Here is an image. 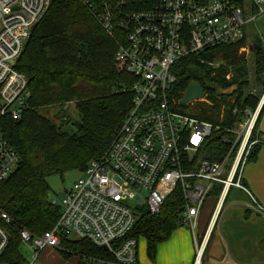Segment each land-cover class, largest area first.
Listing matches in <instances>:
<instances>
[{"label": "built area", "instance_id": "built-area-1", "mask_svg": "<svg viewBox=\"0 0 264 264\" xmlns=\"http://www.w3.org/2000/svg\"><path fill=\"white\" fill-rule=\"evenodd\" d=\"M48 1L0 0V118L19 119L26 109L28 80L16 64ZM142 1L150 2L114 0L99 7L89 5L101 29L116 39L115 64L133 79L129 88L119 90L132 95L130 108L103 155L88 164L60 203L51 199L61 209L55 225L40 235L18 231L20 245L30 253L19 264H36L40 251L60 248L63 239L105 247L114 264H137L138 241L129 235L138 212L158 215L177 189L182 201L176 221L189 228L194 241L203 207L217 184L221 188L209 215L210 229L217 224L231 188L247 195L251 201L247 207L264 218V207L242 180L254 146L264 144L259 137L251 138L264 90L254 111L244 110L236 123L223 129L233 140L223 139L230 148L217 162L204 159L200 152L219 128L193 116L200 112L198 105L212 107V103L204 94L180 105L172 94L176 64L184 57L198 58L213 74L226 69L224 78L229 80L233 65L215 57L212 50L244 40L237 55L248 68L246 61L255 51L251 50L254 33L246 26L264 13V0H153L147 10L129 8ZM259 46L264 49V39L260 38ZM224 111L222 104L220 118ZM20 163L21 156L0 128V181ZM0 217L10 221L4 213ZM205 234L195 243L194 264H200ZM8 241L7 231L0 227V257Z\"/></svg>", "mask_w": 264, "mask_h": 264}, {"label": "trees", "instance_id": "trees-1", "mask_svg": "<svg viewBox=\"0 0 264 264\" xmlns=\"http://www.w3.org/2000/svg\"><path fill=\"white\" fill-rule=\"evenodd\" d=\"M113 1L53 0L17 61V71L28 80L29 99L19 119L0 118L4 136L21 156L18 168L0 181V214H6L10 220L5 223L0 217V227L9 237L0 257L1 264H19L24 259L19 230L40 235L55 225L61 209L51 203L47 179L63 178L72 171L82 173L92 160L102 156L130 108L132 95L119 90L129 88L133 79L115 64L116 39L101 29L89 8ZM151 1L137 2L129 8L147 10ZM119 36L117 33L116 37ZM243 44L244 40L212 50L215 57L233 65L229 80L224 78L226 69L220 68L213 74L193 56L184 57L176 64L173 96L180 100L187 85L196 82L213 105H198L200 112L193 115L219 128L200 152L210 162L219 161L229 151L230 143L223 139L232 141L233 137L223 129L236 123L244 110L254 111L264 90V49L252 53L251 79H248L249 69L237 55ZM251 88H255L253 92ZM222 104L225 111L220 118ZM234 108L236 113L232 112ZM263 113L264 104L252 130V139L260 138L258 124ZM260 146H254L248 162L254 160ZM181 201L177 189L165 200L158 215L151 216L145 210L138 212L129 236L137 241L145 240L149 260L154 259L157 246L179 227L176 211ZM59 250L64 259L77 257L78 264H82L83 258L89 264H114L107 250L87 240L63 239Z\"/></svg>", "mask_w": 264, "mask_h": 264}, {"label": "crops", "instance_id": "crops-1", "mask_svg": "<svg viewBox=\"0 0 264 264\" xmlns=\"http://www.w3.org/2000/svg\"><path fill=\"white\" fill-rule=\"evenodd\" d=\"M258 128L260 138L264 143V113L259 121ZM242 180L243 184L251 192L257 203L264 207V144L257 149L254 160L247 163L244 167ZM208 201L205 203L201 212L198 226L199 232L196 235V241H194L191 231L189 233L187 229L179 227V229L177 228L171 234L167 241L157 246L155 257L152 261H150L146 255V242L144 241L145 244L142 243L141 245V251L145 252V255L141 252V256L139 254V246L137 242V264H194L196 254L195 243L198 245L202 241L201 238L205 233L206 240L204 238L203 243L205 244L200 264H264V247L262 246L264 242L262 239H264V236L261 237L259 229L257 230L258 234H256V240L253 246H248V248L235 246L232 250L227 247L225 248L222 240L218 234L215 233L218 221L211 229L207 225L209 215L213 209L211 208L210 212L209 209L206 210V204ZM248 204L249 203H243V201H240L238 204H232L238 205L241 208H232L226 212L224 221L225 225H230L231 223L240 220H246L247 223H252L256 221L257 218L264 220L261 215L249 209L247 207ZM222 218L223 215L221 214L218 219L220 220L219 224L222 221ZM214 234L216 235L213 241H211ZM78 262L79 259L77 257L72 258V264H78Z\"/></svg>", "mask_w": 264, "mask_h": 264}, {"label": "rangeland", "instance_id": "rangeland-1", "mask_svg": "<svg viewBox=\"0 0 264 264\" xmlns=\"http://www.w3.org/2000/svg\"><path fill=\"white\" fill-rule=\"evenodd\" d=\"M246 29L249 30L251 33H256L261 39H264V13L258 16L254 21L250 22L246 26ZM246 63L249 69L248 79H251L250 77L251 56L250 58H248ZM254 89L255 88H251L250 90L253 92ZM256 90H259V89L256 88ZM50 114H51V111H50ZM80 176L81 174L79 172L72 171V172L65 174L63 178H60L58 176H53L47 179L48 185L51 189L49 198L50 199L56 198V202L60 203V201L64 198V192L68 190L73 184V182ZM220 188L221 186L217 184L215 187V190L207 198V201L208 200L209 201L206 204V210L209 209V212H210V209L214 207L216 198L219 195ZM240 201H243V203H249V204L251 203L248 197L245 196L241 191L235 188H231V190L227 194L226 199L223 203L224 205L222 206V212H221V214L223 215L222 221L219 224L220 220H218L219 226L217 224V227L215 229V233L218 234L225 248L227 247V248H230L231 250L235 246L245 247V248H248V246L249 247L253 246L256 240V234H258L257 232L258 229H259V233L261 234V237L264 236V220H261L259 218H257L258 220L256 219V221L252 223L251 222L247 223L246 220H240V221L233 222L230 225H225L224 221L226 217L225 215L226 212L232 208H237V209L241 208L238 205H232V204H238L240 203ZM179 227H181L182 229H187L188 232L190 233L189 228L185 226H179ZM198 232H199V228L196 229L195 231L196 235ZM215 235L216 234L213 235L211 241H213ZM144 241L145 240L143 238L138 239V246H139L138 250H139L140 256L142 252L141 245L142 243L145 244ZM262 246L264 247V242ZM61 247H62V244H61ZM60 248L43 249L42 251L38 253L36 264H72L71 261L74 256H72L69 259H64L60 253V250H59ZM20 252L25 259H28L30 257V253L25 248H23L21 245H20ZM142 254L145 255V252H142ZM82 264H89V262L83 258Z\"/></svg>", "mask_w": 264, "mask_h": 264}, {"label": "water", "instance_id": "water-1", "mask_svg": "<svg viewBox=\"0 0 264 264\" xmlns=\"http://www.w3.org/2000/svg\"><path fill=\"white\" fill-rule=\"evenodd\" d=\"M52 2H53V0L48 1V7L51 5ZM259 42H260L259 36L256 33H254L253 44L251 46L252 51H255V52L260 51ZM239 70L242 71V73H246V70L244 68H240ZM263 85H264V82H263ZM203 96H204V91L200 87V85L197 84L196 82H190L187 85V87H186V89L182 95V98L179 100V104L180 105H186L187 103H189L193 100L203 98ZM103 249H106V248L103 247Z\"/></svg>", "mask_w": 264, "mask_h": 264}, {"label": "snow or ice", "instance_id": "snow-or-ice-1", "mask_svg": "<svg viewBox=\"0 0 264 264\" xmlns=\"http://www.w3.org/2000/svg\"><path fill=\"white\" fill-rule=\"evenodd\" d=\"M194 139H196V137H194Z\"/></svg>", "mask_w": 264, "mask_h": 264}, {"label": "bare ground", "instance_id": "bare-ground-1", "mask_svg": "<svg viewBox=\"0 0 264 264\" xmlns=\"http://www.w3.org/2000/svg\"><path fill=\"white\" fill-rule=\"evenodd\" d=\"M198 264V263H197Z\"/></svg>", "mask_w": 264, "mask_h": 264}]
</instances>
